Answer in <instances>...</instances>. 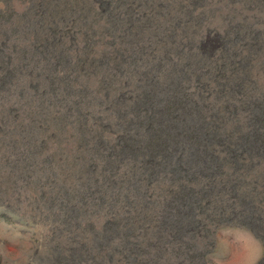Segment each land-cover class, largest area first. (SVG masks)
Instances as JSON below:
<instances>
[{
  "label": "rangeland",
  "instance_id": "rangeland-1",
  "mask_svg": "<svg viewBox=\"0 0 264 264\" xmlns=\"http://www.w3.org/2000/svg\"><path fill=\"white\" fill-rule=\"evenodd\" d=\"M0 17V49L7 59L0 62L6 70L0 74L12 77L8 89L0 90V264H57L60 255L70 264H95L92 257L101 255L100 247L107 252L113 248L119 264L264 263V0H0ZM77 61L100 63V82L105 87L110 81L109 86L127 97L145 83L147 74L187 68L190 78L182 80L188 91L201 106L207 105L209 114L222 110L227 123L217 134L248 141L245 148L251 152L225 165L215 187L207 184L209 176L196 185L202 190L194 207V225L201 226L196 231L189 232L178 216L189 205L168 203L166 191L174 185L167 180L149 188L159 200L156 222L144 223V231L135 229V240L131 236L128 243L115 236L105 242L102 225L114 213L111 201L118 189L104 182L105 163L98 154L104 150L97 142H116V118L124 107L114 109L115 93L99 88L97 78L69 67ZM50 77L65 80H57L55 92ZM227 107L231 112L224 110ZM214 149L223 155L221 146L214 144ZM130 164L118 165L112 172L115 179L129 171ZM119 193L137 199L130 188ZM99 195L107 198L105 203H98ZM178 219L182 223L174 229ZM78 244L88 253L74 261Z\"/></svg>",
  "mask_w": 264,
  "mask_h": 264
},
{
  "label": "bare ground",
  "instance_id": "bare-ground-1",
  "mask_svg": "<svg viewBox=\"0 0 264 264\" xmlns=\"http://www.w3.org/2000/svg\"><path fill=\"white\" fill-rule=\"evenodd\" d=\"M57 1V0H56ZM117 1V0H116ZM184 1V0H182ZM76 2V1H75ZM103 2V1H102ZM198 2V1H197ZM203 2V1H202ZM60 3V2H59ZM78 4V3H77ZM121 4V3H120ZM126 4V3H125ZM146 4V3H145ZM160 4V2H159ZM190 4V3H189ZM200 4V3H199ZM72 5V4H71ZM192 5V4H191ZM55 6V5H54ZM65 7V6H64ZM82 7V6H81ZM109 7V6H108ZM118 7V6H117ZM95 8V7H94ZM194 8V7H193ZM199 8V7H198ZM123 11V10H122ZM147 11V10H146ZM196 11V10H195ZM125 12V11H124ZM180 12V11H179ZM70 13V12H69ZM136 13V12H135ZM159 14V13H158ZM164 14V13H163ZM10 15V14H9ZM70 15V14H69ZM120 15V14H119ZM129 15V14H128ZM169 15V14H168ZM109 17V16H108ZM119 17V16H118ZM143 17V16H142ZM168 17V16H167ZM1 18V17H0ZM7 18V17H5ZM113 18V17H112ZM148 18V16H147ZM166 18V17H165ZM173 18V17H172ZM188 18V17H187ZM88 19V17H87ZM93 19V18H92ZM120 19V18H119ZM154 19V18H153ZM1 20V19H0ZM4 20V19H3ZM85 20V19H84ZM196 20V19H195ZM191 20V21H195ZM78 21V20H77ZM8 22V21H6ZM69 23V22H68ZM71 23V22H70ZM111 23V22H110ZM129 23V22H128ZM75 24V23H74ZM126 24V23H125ZM6 25V24H5ZM81 25V24H80ZM92 25V24H91ZM94 25V24H93ZM119 25V24H118ZM156 25V24H155ZM22 26V25H21ZM112 26V25H111ZM30 27V26H29ZM129 27V26H128ZM180 27V26H179ZM177 28V27H175ZM118 29V28H117ZM123 29V28H122ZM50 30V29H49ZM57 30V29H56ZM125 30V29H124ZM86 31V30H85ZM108 31V30H107ZM167 31V30H166ZM178 31V30H177ZM133 32V31H132ZM14 33V32H13ZM73 33V32H72ZM107 33V32H106ZM123 33V32H122ZM134 33V32H133ZM148 33V32H147ZM146 33V34H147ZM48 34V33H47ZM102 34V33H101ZM137 34V33H136ZM88 35V34H87ZM224 35V34H223ZM2 36V35H1ZM12 36V35H11ZM17 36V35H16ZM51 36V35H50ZM96 36V35H95ZM129 36V35H128ZM170 36V34H169ZM6 37V36H5ZM61 37V36H60ZM64 37V36H63ZM132 37V36H131ZM135 37V36H134ZM12 38V37H11ZM94 38V37H92ZM111 38V37H110ZM116 38H118L116 36ZM185 38V37H184ZM227 38V37H226ZM7 39V38H6ZM88 39V38H87ZM136 39V38H135ZM225 39V38H224ZM49 40V39H48ZM53 40V39H52ZM68 40V39H67ZM181 40V39H180ZM227 40V39H226ZM35 41V40H34ZM235 41V40H234ZM162 42V41H161ZM186 42V41H185ZM205 42V41H204ZM87 43V42H86ZM4 44V43H3ZM47 44V43H46ZM45 44V45H46ZM129 44V43H128ZM34 45V44H33ZM113 45V44H111ZM166 45V44H165ZM14 46V45H13ZM38 46V45H37ZM235 46V45H234ZM19 47V46H18ZM65 47V46H64ZM75 47V46H74ZM80 47V46H79ZM85 47V46H84ZM92 47V46H91ZM37 48V47H36ZM51 48V46H50ZM83 48V47H82ZM219 48V47H218ZM7 49V48H6ZM76 49V48H75ZM78 49V48H77ZM30 50V49H29ZM65 50V48H64ZM111 50V49H110ZM192 50V49H191ZM233 50V49H232ZM23 51V50H22ZM39 51V50H38ZM80 51V50H79ZM78 51V52H79ZM85 51V50H84ZM95 51V50H94ZM2 50L0 49V55ZM8 52V51H7ZM36 52V51H33ZM46 52V51H45ZM53 52V51H52ZM97 52V51H96ZM230 52V51H229ZM75 53V52H74ZM73 53V54H74ZM127 53V52H126ZM192 53V52H191ZM217 53V52H216ZM215 53V54H216ZM226 53V52H225ZM8 54V53H7ZM34 54V53H33ZM90 54V53H89ZM221 54V52H220ZM219 54V55H220ZM10 55V54H9ZM21 55V54H20ZM85 55V54H84ZM189 55V54H188ZM195 55V54H194ZM208 56L210 54H207ZM33 56V55H32ZM104 56V55H103ZM117 56V55H116ZM190 56V55H189ZM215 56V55H214ZM233 56V55H232ZM27 57V56H26ZM119 57V56H117ZM132 57V56H131ZM228 57V56H227ZM24 58V57H23ZM33 58V57H32ZM66 58V56H65ZM76 58V57H75ZM180 58V57H179ZM183 58V57H182ZM226 58V57H225ZM11 59V58H10ZM26 59V58H25ZM61 59V58H59ZM208 59V57H207ZM234 59V58H233ZM15 60V59H14ZM56 60V59H55ZM62 60V59H61ZM103 60V58L101 59ZM132 60V59H131ZM183 60V59H182ZM188 60V59H187ZM190 60V59H189ZM202 60V59H201ZM221 60V59H220ZM223 60V59H222ZM5 59L0 56V62L5 63ZM10 61V60H8ZM25 61V60H24ZM44 61V60H43ZM73 61V60H72ZM195 61V60H194ZM198 61V60H197ZM205 61V60H204ZM207 61V60H206ZM12 62V61H11ZM45 62V61H44ZM67 62V61H66ZM79 62V63H78ZM96 62V61H95ZM129 62V61H128ZM187 62V61H186ZM217 62V61H216ZM10 63V62H9ZM28 63V62H27ZM61 63V62H60ZM64 63V62H63ZM68 63V62H67ZM119 63V62H118ZM117 63V64H118ZM121 63V60H120ZM134 63V62H133ZM136 63V62H135ZM210 63V62H209ZM215 63V62H214ZM213 63V64H214ZM231 63V62H230ZM234 63V61H233ZM57 64V63H56ZM65 64V63H64ZM124 64V63H123ZM200 64V63H198ZM221 64V63H220ZM0 64V71H6L2 69ZM21 65V64H20ZM100 63L87 64L85 61H77L73 64L69 62V67L73 68L76 73H84L83 75L88 78H94L98 80L99 88L106 89L108 92H113L116 95L113 101L114 109H124L121 114H118L117 128H120L118 136L115 139L116 142L111 146L103 145L100 141L97 143V147L104 150V153H98L100 158L105 163L106 171H104V182L117 188L116 196L113 199L111 208L114 209L111 218L108 219L102 226L104 229L105 242H111L113 237H120V241L125 243L133 235L135 229L141 228L144 223L151 225L156 222V214L154 213V207L158 203L156 198H152L149 188L158 185L161 181H169V184L173 187H169L167 195L173 201L179 200L184 205H189L186 209L188 211L181 215L183 218V224L189 226V232L196 231L197 226L193 222L196 217L194 214V207L198 206L201 199L202 190L195 189L196 185L200 184L202 179H208V185H214L216 179L223 174L225 165H232V162L236 161L241 156L243 157L245 152L250 153V149H246L245 146L248 141L244 140L241 143L239 138L230 134H217L221 130L223 124L227 123L222 118L220 112L217 110L209 114L207 105L200 104L192 93L185 87L184 81L189 80L190 73L185 68L174 69L167 72V74L160 73L159 75L153 74L152 76L146 75L145 83L138 87V91L130 97H127L122 90H117L116 86H109L110 81L107 80V84L100 82L99 76L96 73V66ZM119 65V64H118ZM176 65V64H174ZM191 65V64H189ZM230 65V64H229ZM241 65V64H240ZM9 66V65H8ZM27 66V65H25ZM32 66V65H31ZM64 66V65H63ZM102 66V65H101ZM145 66V65H144ZM177 66V65H176ZM182 67V65H180ZM196 66V65H195ZM37 67V66H36ZM59 67V66H58ZM147 67V66H146ZM178 67V66H177ZM198 67V66H197ZM202 67V66H201ZM223 67V66H222ZM52 68V67H51ZM65 68V67H64ZM68 68V67H67ZM106 68V67H105ZM164 68V67H163ZM217 68V67H216ZM220 68V67H219ZM234 68V67H233ZM53 69V68H52ZM57 69V68H56ZM114 69V68H113ZM116 69V68H115ZM125 69V68H123ZM122 69V70H123ZM190 69V68H189ZM15 70V68H14ZM45 70V69H44ZM47 70V69H46ZM49 70V69H48ZM121 70V71H122ZM128 70V69H127ZM149 70V69H148ZM199 70V69H198ZM207 70V69H206ZM63 71V70H62ZM115 71V70H114ZM119 72L120 69L118 70ZM217 71V70H216ZM234 71V70H233ZM30 72V71H29ZM44 72V71H43ZM79 72V73H78ZM204 72V71H203ZM11 73V72H10ZM14 73V72H13ZM18 73V72H17ZM21 73V72H20ZM53 73V72H52ZM73 73V72H71ZM127 73V72H126ZM146 73V72H145ZM193 73V72H192ZM196 73V72H194ZM51 74V73H50ZM57 74V73H56ZM210 74V73H209ZM225 74V73H224ZM227 74V73H226ZM7 75L9 78H7ZM0 74V90H4L9 85V81L12 77L11 74ZM17 75V74H15ZM47 76V74H45ZM131 75V74H130ZM196 75V74H194ZM211 75V74H210ZM23 76V74H22ZM26 76V75H24ZM49 76V75H48ZM59 76V75H58ZM112 76V75H111ZM116 76V75H114ZM207 76V75H206ZM216 76V75H215ZM220 76V75H219ZM229 76V75H228ZM15 77V76H13ZM62 77V76H61ZM70 77V76H69ZM80 77V76H78ZM83 77V76H82ZM121 77V76H120ZM185 77L184 81L182 80ZM208 77V76H207ZM232 77V76H231ZM37 78V77H36ZM55 78V77H54ZM50 77L49 86L52 91L55 92L57 80L64 82L62 79H54ZM87 78V79H88ZM29 79V77H28ZM48 79V80H49ZM76 79V78H75ZM101 79V78H100ZM110 79V78H109ZM201 79V78H200ZM208 79V78H207ZM240 80V79H239ZM238 80V81H239ZM67 81V80H66ZM115 83L117 79L114 78ZM183 81V82H182ZM199 81V80H198ZM202 81V80H201ZM205 81V79H204ZM211 81V80H210ZM73 82V81H72ZM95 82V81H94ZM97 82V81H96ZM113 82V81H112ZM124 82V81H123ZM206 82V81H205ZM212 82V81H211ZM131 83V82H130ZM195 83V82H193ZM96 84V83H95ZM122 84V83H121ZM43 85V84H42ZM48 85V84H47ZM74 85V83H73ZM84 85V84H82ZM17 86V85H16ZM126 86V85H125ZM23 87V86H22ZM191 87V86H190ZM227 87V86H226ZM237 87V86H236ZM241 87V86H240ZM248 87V86H247ZM250 87V86H249ZM49 88V87H48ZM63 88V87H62ZM125 88V87H124ZM204 88V87H203ZM208 88V87H207ZM229 88V87H228ZM252 88V87H251ZM8 89V88H7ZM86 89V88H85ZM102 89V92H103ZM123 89V87H122ZM202 89V88H201ZM239 89V88H238ZM237 89V90H238ZM249 89V88H248ZM81 90V89H80ZM124 90V89H123ZM217 90V89H216ZM251 90V89H250ZM13 91V90H12ZM23 91V90H22ZM51 93V90H49ZM64 91V90H63ZM106 91V92H107ZM195 91V90H194ZM231 91V90H230ZM249 91V90H248ZM7 92V91H6ZM15 92V91H14ZM43 92V91H42ZM86 92V91H85ZM92 92V91H91ZM122 92V93H121ZM130 92V91H129ZM23 93V92H22ZM27 93V92H26ZM46 93V92H45ZM74 93V92H73ZM79 93V92H78ZM83 93V92H82ZM90 93V92H89ZM207 93V92H206ZM222 93V92H221ZM224 93V92H223ZM233 93V91L231 92ZM235 93V92H234ZM233 93V94H234ZM248 93V92H247ZM253 93V92H252ZM37 94V93H36ZM92 94V93H91ZM95 94V93H94ZM127 94V93H126ZM13 95V94H12ZM18 95V93H17ZM67 95V94H66ZM72 95V94H71ZM75 95V94H74ZM73 95V96H74ZM78 95V94H77ZM99 95V94H97ZM128 95V94H127ZM200 95V94H199ZM213 95V93H212ZM224 95V94H223ZM221 95V96H223ZM249 95V94H248ZM25 96V95H24ZM34 96V95H33ZM86 96V95H85ZM95 96V95H94ZM109 96V95H108ZM231 97V96H229ZM239 97V96H238ZM250 97V96H249ZM4 98V97H2ZM55 98V97H54ZM70 98V97H69ZM101 98V97H100ZM200 98V96H198ZM197 98V99H198ZM209 98V97H208ZM243 98V97H241ZM223 99V98H222ZM244 99V98H243ZM1 100V99H0ZM39 100V99H38ZM58 100V99H57ZM70 100V99H69ZM75 100V99H74ZM81 100V99H80ZM110 100V98H109ZM229 100V99H228ZM236 100V99H235ZM2 101V100H1ZM72 101V100H71ZM96 101V100H95ZM101 101V100H100ZM99 101V102H100ZM105 101V100H104ZM217 101V100H216ZM220 101V100H219ZM248 101V100H247ZM39 102V101H38ZM66 102V101H65ZM215 102V101H213ZM232 102V101H231ZM238 102V101H237ZM105 103V102H104ZM223 103V102H222ZM55 104V103H54ZM60 104V103H59ZM86 104V103H85ZM97 104V103H96ZM106 104V103H105ZM204 104V103H203ZM6 105V104H5ZM27 105V104H26ZM36 105V104H35ZM48 105V104H47ZM73 105V104H72ZM210 105V104H209ZM230 105V104H229ZM3 106V105H2ZM44 106V105H43ZM78 106V105H77ZM214 106V105H213ZM245 106V105H244ZM57 107V106H56ZM68 107V106H67ZM232 107V106H231ZM27 108V107H26ZM233 108V107H232ZM60 109V108H59ZM214 109V108H213ZM229 107L225 108L224 110ZM15 110V109H14ZM53 111V110H52ZM68 111V110H67ZM72 111V110H71ZM82 111V110H81ZM230 111V110H229ZM21 112V111H20ZM73 112V111H72ZM231 112V111H230ZM234 112V111H233ZM28 113V112H27ZM56 113V112H55ZM245 113V112H244ZM250 113V112H249ZM78 114V113H77ZM70 115V114H69ZM87 115V114H86ZM264 115V114H263ZM7 116V115H6ZM5 116V117H6ZM18 116V115H17ZM39 116V115H38ZM16 117V116H15ZM24 118V117H23ZM75 118V117H74ZM84 118V117H83ZM233 118V117H232ZM57 119V118H56ZM44 120V119H43ZM78 120V119H77ZM83 120V119H82ZM4 121V120H3ZM2 121V122H3ZM23 121V120H22ZM79 121V120H78ZM252 121V120H251ZM44 122V121H43ZM68 123V121H66ZM87 122V121H86ZM85 122V123H86ZM240 122V121H239ZM79 124V123H78ZM92 124V123H91ZM253 124V123H252ZM239 125V124H238ZM254 125V124H253ZM44 126V125H43ZM70 126V125H69ZM82 126V125H80ZM250 126V125H249ZM64 127V124H63ZM67 127V126H66ZM264 127V126H263ZM84 128V127H83ZM89 128V127H88ZM95 128V127H94ZM237 128V127H236ZM78 129V128H77ZM240 129V128H239ZM249 129V128H248ZM82 130V129H81ZM95 130V129H94ZM254 131V130H253ZM45 132V131H44ZM86 132V131H85ZM88 132V131H87ZM92 132V131H91ZM99 132V131H98ZM97 132V133H98ZM249 132V131H248ZM247 132V133H248ZM3 133V132H2ZM21 133V132H20ZM115 133V132H114ZM233 133V132H232ZM42 134V133H41ZM62 134V133H61ZM252 134V133H251ZM18 135V134H17ZM102 135V134H101ZM117 135V134H116ZM246 135V134H245ZM76 136V135H75ZM252 136V135H251ZM96 137V136H95ZM251 138V137H250ZM253 138V137H252ZM251 138V139H252ZM250 139V140H251ZM36 140V139H35ZM90 140V138H89ZM94 140V139H93ZM82 141V140H81ZM74 142V141H73ZM91 142V141H90ZM105 142V141H103ZM112 142V140H111ZM251 142V141H250ZM259 142V141H258ZM90 144V143H89ZM214 144L221 146L222 156L216 153ZM43 145V144H42ZM237 145V146H236ZM256 145V144H255ZM254 145V146H255ZM260 145V144H259ZM31 146V145H30ZM236 146V147H234ZM244 146V147H243ZM264 146V145H263ZM40 147V146H39ZM81 147V146H80ZM239 148H244V151L239 153ZM248 148V147H247ZM254 148V147H253ZM258 149V148H257ZM256 149V150H257ZM93 150V149H92ZM102 150V151H103ZM262 150V148L260 149ZM107 151V152H106ZM261 152V151H260ZM37 153V152H36ZM39 154V153H37ZM97 154V155H98ZM255 155V154H253ZM32 156V155H31ZM92 156V155H91ZM94 156V155H93ZM248 156V155H247ZM261 157V155H260ZM249 159V158H248ZM26 160V159H25ZM89 160V159H88ZM87 160V161H88ZM264 160V159H263ZM129 161L130 169L125 174L118 176L115 179V174L118 170V165ZM242 162V160H240ZM244 161V160H243ZM47 162V161H46ZM100 163V162H99ZM27 164V163H26ZM29 165V164H28ZM44 165V164H43ZM49 165V164H48ZM98 165V164H97ZM238 165V164H237ZM245 165V164H244ZM121 166V165H120ZM29 167V166H28ZM84 167V166H83ZM234 167V166H233ZM31 168V167H30ZM99 168V167H98ZM242 168V167H241ZM43 169V168H42ZM95 169V168H93ZM233 169V168H232ZM29 171V170H28ZM95 171V170H94ZM42 172V171H41ZM96 173V172H95ZM121 173V172H120ZM93 174V173H91ZM102 174V173H101ZM233 174V173H232ZM235 174V173H234ZM231 176V175H230ZM103 178V177H102ZM244 178V177H243ZM86 181V180H85ZM101 181V180H100ZM98 182L97 179L94 181ZM228 183V182H227ZM259 183V182H258ZM88 184V183H87ZM102 184V183H101ZM257 184V183H256ZM241 185V184H240ZM108 186V185H107ZM161 186V184H160ZM202 187V185H200ZM222 186V185H221ZM229 186V185H228ZM87 187V186H86ZM104 187V186H103ZM109 187V186H108ZM236 187V186H235ZM62 188V187H61ZM130 188V192H134L137 199L131 200L128 195H122L119 190H126ZM165 188V187H164ZM225 188V187H224ZM223 188V190H224ZM244 188V187H243ZM84 189V188H83ZM154 189V187H153ZM209 189V188H208ZM85 190V189H84ZM205 190V189H204ZM214 190V189H213ZM243 190V189H242ZM90 191V190H89ZM219 191V190H218ZM87 193L88 190L86 191ZM77 193V192H76ZM263 193V192H262ZM81 194V193H80ZM103 194V193H102ZM112 194V193H111ZM126 194V193H125ZM129 194V193H128ZM133 194V193H132ZM218 194V193H217ZM228 194V193H227ZM86 195V193L84 194ZM92 195V194H91ZM90 195V196H91ZM225 195V194H224ZM234 195V194H233ZM65 196V195H64ZM88 196V195H87ZM107 196V195H106ZM165 196V195H164ZM139 197V199H138ZM218 197V196H217ZM70 198H73L72 195ZM204 198V197H203ZM236 198V197H235ZM107 199V198H106ZM105 196L99 195L98 203H105ZM110 199V198H109ZM165 199V198H164ZM206 199V198H205ZM211 199V198H210ZM213 199V198H212ZM211 199V200H212ZM91 201V199H89ZM96 200V199H95ZM98 200V199H97ZM209 200V199H208ZM238 200V199H237ZM66 201V200H65ZM78 201V200H77ZM202 201V200H201ZM214 201V200H213ZM87 202V201H86ZM110 202V201H109ZM216 202V201H215ZM245 202V201H244ZM71 203V202H70ZM81 203V202H80ZM210 203V202H209ZM234 203V202H233ZM236 203V202H235ZM128 204V208H124ZM261 204V203H260ZM56 205V204H55ZM61 205V204H60ZM67 205V204H66ZM71 205V204H70ZM97 205V204H96ZM222 205V204H221ZM259 205V204H258ZM85 206V205H84ZM114 206V207H113ZM122 206V209H120ZM126 206V207H127ZM158 206V205H157ZM156 206V207H157ZM176 206V205H175ZM174 206V207H175ZM244 206V205H243ZM260 206V205H259ZM75 207V206H74ZM73 207V208H74ZM97 207V206H96ZM118 207V208H117ZM159 207V206H158ZM163 207V206H162ZM173 207V206H172ZM249 207V206H248ZM62 208V207H61ZM66 208V207H65ZM117 208V210H116ZM165 208V207H164ZM87 209V208H86ZM179 209V207H178ZM185 209V208H184ZM253 209V208H252ZM76 210V209H75ZM81 210V209H80ZM110 210V209H109ZM157 210V209H156ZM159 210V209H158ZM167 210V209H166ZM169 210V209H168ZM173 210V209H172ZM202 210V209H201ZM62 211V210H61ZM174 211V210H173ZM185 211V210H184ZM225 211V210H224ZM69 212V211H68ZM73 212V211H72ZM95 212V211H94ZM112 212V211H110ZM162 212V211H161ZM71 213V211H70ZM79 213V212H78ZM201 213V212H200ZM205 213V212H204ZM222 213V212H221ZM230 213V212H229ZM93 214V213H92ZM91 214V215H92ZM231 214V213H230ZM75 215V214H74ZM79 215V214H78ZM77 215V216H78ZM173 215V213H172ZM171 215V216H172ZM206 215V214H205ZM71 216V215H70ZM204 216V215H203ZM207 216V215H206ZM260 216V215H259ZM63 217V216H62ZM161 217V215H160ZM164 217L169 219L170 214H165ZM174 217V216H173ZM216 217V216H215ZM99 218V216L97 217ZM173 219V218H172ZM176 219V218H175ZM220 219V218H218ZM223 219V218H222ZM242 219V218H241ZM248 219V218H247ZM158 220V219H157ZM171 220V219H170ZM179 220V221H178ZM174 224V229H177L181 219H178ZM208 220V219H206ZM240 220V219H239ZM253 220V219H252ZM165 221V220H164ZM247 221V220H246ZM259 221V220H258ZM201 222V221H200ZM213 222V221H212ZM222 222V221H221ZM256 222V221H255ZM88 223V222H87ZM86 223V224H87ZM182 223V222H181ZM216 223V222H215ZM224 223V222H223ZM262 223V222H261ZM66 224V223H65ZM77 224V223H76ZM198 224V223H197ZM203 224V222H202ZM254 224V223H253ZM257 224V223H256ZM259 224V223H258ZM219 225V224H218ZM217 225V226H218ZM225 225V224H224ZM231 225V224H230ZM181 226V225H180ZM186 226V227H187ZM78 227V226H77ZM162 227V226H161ZM250 227V226H249ZM252 227V226H251ZM92 232H94V225H90ZM149 228V227H148ZM147 228V229H148ZM165 228V227H164ZM163 228V229H164ZM169 228V227H168ZM144 228H141V231ZM158 229V228H157ZM182 227L179 231H181ZM203 229V228H202ZM160 230V229H159ZM188 230V229H186ZM76 231V230H75ZM200 232V229H199ZM205 232V231H204ZM147 233V232H146ZM172 233V232H171ZM188 233V232H187ZM186 233V234H187ZM98 234V233H97ZM164 234V233H163ZM138 235V234H137ZM140 235V234H139ZM154 235V233H153ZM174 235V234H173ZM206 235V234H205ZM87 236V235H86ZM143 236V235H142ZM159 236V235H158ZM171 236V235H170ZM185 236V235H184ZM204 236V235H202ZM133 237V236H132ZM154 237V236H153ZM180 237V236H179ZM178 237V238H179ZM134 238V237H133ZM161 238V237H160ZM172 238V237H171ZM103 240V239H102ZM135 240V238H134ZM114 242V241H113ZM117 242V241H115ZM143 242V241H142ZM128 243V241H127ZM157 243V242H156ZM102 244V243H101ZM130 244V243H129ZM135 244V243H133ZM169 244V243H168ZM79 245V244H78ZM94 245V243H93ZM108 245V244H107ZM170 245V244H169ZM106 246V245H105ZM123 246V244H122ZM138 246V245H137ZM143 246V245H142ZM151 246V244H150ZM157 246V245H156ZM69 247V246H68ZM114 247V246H113ZM121 247V246H120ZM136 247V246H135ZM149 247V246H148ZM134 248V247H133ZM154 248V247H153ZM97 249V248H96ZM165 249V248H164ZM61 250V249H60ZM99 249V254H95L97 257H92L95 264H119L121 261L118 258V262L113 258L114 249ZM145 251V250H144ZM148 251V250H147ZM162 250H160L161 252ZM71 252V251H70ZM129 252V251H128ZM164 252V251H162ZM73 253V252H72ZM85 253H88L85 249V245L80 244L78 247V255H76L74 261L77 259L83 260ZM146 253V252H144ZM157 253V251H156ZM61 253H59L60 255ZM118 254V253H117ZM163 254V253H162ZM75 255V254H74ZM119 255V254H118ZM154 255V254H153ZM159 255V254H158ZM128 256V254H127ZM160 256V255H159ZM165 256V254L163 255ZM71 257V256H70ZM139 258V257H138ZM158 258V257H157ZM155 259V258H154ZM160 260V259H159ZM167 260V259H166ZM263 260V259H262ZM71 261V260H70ZM73 261V262H74ZM146 261V260H145ZM157 261V260H156ZM169 261V260H168ZM72 262V263H73ZM117 262V263H116ZM155 262V260H154ZM93 263V262H92ZM139 263V262H138ZM143 263V262H142ZM157 263V262H156ZM168 263V262H167ZM57 264H70L66 260L65 255H60L57 260ZM80 264V263H78ZM136 264V263H135ZM264 264V263H263Z\"/></svg>",
  "mask_w": 264,
  "mask_h": 264
}]
</instances>
